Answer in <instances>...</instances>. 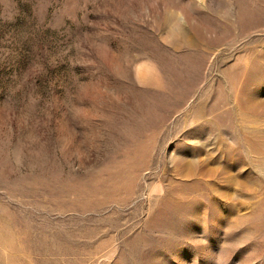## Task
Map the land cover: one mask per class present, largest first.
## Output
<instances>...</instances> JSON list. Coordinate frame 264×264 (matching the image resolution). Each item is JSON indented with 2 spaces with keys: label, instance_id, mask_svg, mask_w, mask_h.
<instances>
[{
  "label": "rangeland",
  "instance_id": "obj_1",
  "mask_svg": "<svg viewBox=\"0 0 264 264\" xmlns=\"http://www.w3.org/2000/svg\"><path fill=\"white\" fill-rule=\"evenodd\" d=\"M0 264H264V0H0Z\"/></svg>",
  "mask_w": 264,
  "mask_h": 264
}]
</instances>
